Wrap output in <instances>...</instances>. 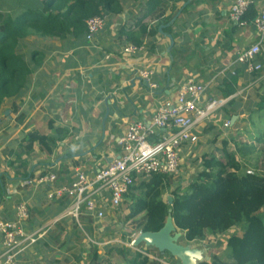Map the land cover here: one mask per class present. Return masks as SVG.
<instances>
[{"label": "crops", "instance_id": "crops-1", "mask_svg": "<svg viewBox=\"0 0 264 264\" xmlns=\"http://www.w3.org/2000/svg\"><path fill=\"white\" fill-rule=\"evenodd\" d=\"M119 1L121 11L106 17L104 29L92 43L85 37L39 40L43 57L30 78L28 89L0 110V174L5 173L14 180L10 182L8 177L5 189L15 192L11 196L0 193V221H15L17 206L25 203L30 208V218L22 227L27 235L40 233L35 243L25 244L26 248L17 257L18 264L59 261L55 257L60 256L56 229L51 228L58 221L63 224L71 221L61 218L65 212L60 210V205L49 202L47 186L20 188L21 175L30 171L31 180H35L55 174L58 186L71 185L78 170L92 179L122 155L117 142L125 136L128 126L136 122L149 124L158 105L174 100L184 82L209 86L201 106L222 100L226 80L232 77L226 70L234 64L240 50L259 40L253 22L240 26L231 22L230 11L237 0H163L168 10L172 7L180 10L173 24L176 37L159 32L156 37L144 40L143 51L128 55L124 50L131 43L125 32L146 15L151 0ZM248 1L259 15L264 0ZM154 21L148 17L145 23L152 26ZM262 51L264 61V44ZM146 70L154 72L158 90L150 91L138 79L137 73ZM236 70L237 93L223 99L226 104L216 113L221 134L231 130L224 128L225 122L233 124L239 120V102L248 105L244 97L256 86L261 85L257 89L260 95L264 91V73L254 79L243 68L236 67ZM234 101L238 102L237 108L230 104H235ZM210 121L215 124L212 116L199 125L198 134ZM58 128L67 130V137L56 146L49 142L47 145L35 143L34 151L23 157L22 163L26 166L21 167L16 153L25 150L27 135L52 138ZM195 147L183 149V161L187 151ZM2 255L0 236V258Z\"/></svg>", "mask_w": 264, "mask_h": 264}, {"label": "trees", "instance_id": "trees-1", "mask_svg": "<svg viewBox=\"0 0 264 264\" xmlns=\"http://www.w3.org/2000/svg\"><path fill=\"white\" fill-rule=\"evenodd\" d=\"M163 5V0L149 1L146 15L139 18L136 25L129 26L126 32L123 31L131 45L141 47L146 38L156 37L162 26H165V35L172 34L176 37L173 33L174 25H167L177 17L180 10L175 7L168 10ZM119 11V0H0V110L6 103L21 97L28 89L30 78L40 67V57H43L38 46L39 40L56 37L86 39L88 20L108 17ZM148 17L155 20L154 25H146L145 20ZM257 17L258 13L250 6L242 18V23L250 24ZM261 63L264 65L263 60ZM251 76L256 79L261 77V73ZM226 81L223 99L237 93L238 73ZM256 107L264 110L263 95H260ZM67 135L68 131L64 128L56 129L52 138L37 134L27 135L25 150L16 153V161L23 167V157L34 151L35 143L47 145L49 142L56 146ZM219 152L220 157L215 154L202 156V171L184 190L180 183L176 185L174 176L155 175L139 181L124 199L123 203L129 211L125 221L133 222L142 216V222L137 225L139 233L158 232L171 215L175 226L185 234L184 239L188 243L204 241L207 235H222L241 226L242 234H234L227 241V260L214 254L209 263L205 261L200 264H264V174H242V165L237 160L236 153L229 150L227 141H222ZM21 176L22 180L33 179L30 171ZM8 177L5 173L0 174L1 195L5 194ZM9 180L14 181L11 178ZM167 191L170 192L172 204L169 200L164 201ZM55 202L63 212L71 203L66 198ZM68 220L76 221L73 218ZM79 220L81 226H92L95 222L83 211ZM60 222L55 225L58 235L62 233L63 223L60 225ZM86 228L91 230L88 226ZM110 237L114 238L115 235L110 233ZM55 240L58 241L59 238ZM92 247L95 251L91 264H102L101 256L97 253L98 247ZM142 248L140 252L132 253L127 247L118 245L110 247L108 254H117L126 264H163L160 261L166 256L181 264L168 252L160 253L154 248ZM150 251L156 252L155 258L159 261L143 255L145 253L154 257ZM66 261L69 262L68 259Z\"/></svg>", "mask_w": 264, "mask_h": 264}, {"label": "built area", "instance_id": "built-area-1", "mask_svg": "<svg viewBox=\"0 0 264 264\" xmlns=\"http://www.w3.org/2000/svg\"><path fill=\"white\" fill-rule=\"evenodd\" d=\"M249 7L248 0H237L230 11L231 22L236 25L244 24L242 18ZM105 23L106 17L88 20L87 42L94 41L98 33L104 29ZM253 25L259 40L249 48L238 52L234 64L226 70L232 77L237 74L236 67L243 68L249 75L262 73L264 70V65L261 63L264 44V8ZM143 50V46L128 45L124 53L135 55ZM137 77L147 83L150 91L159 89L153 71H140ZM208 88V85L194 81L181 84L176 98L161 102L149 124L136 122L128 126L125 136L117 142L122 155L99 170L92 179L84 171L78 170L71 185L57 186V176L48 174L35 180H23L20 188L45 185L48 187L49 201L54 202L64 198L69 200L70 206L61 218H73L79 223L83 211L93 220L102 221L109 209L122 206L131 188L139 181L150 179L155 175L179 174L183 166V149L194 147L199 143L200 137L197 132L199 125L210 120L226 104V100L222 99L201 106ZM230 125V121H227L224 123V128L228 129ZM14 193V189L10 188L5 191L8 196ZM29 218L30 208L27 204L21 203L17 206L15 221H0L3 245L0 264H18L17 257L26 248L25 244H33L37 241L39 232L27 235L22 227ZM143 255L159 261L149 254L143 253ZM160 262L167 264L162 260Z\"/></svg>", "mask_w": 264, "mask_h": 264}, {"label": "rangeland", "instance_id": "rangeland-1", "mask_svg": "<svg viewBox=\"0 0 264 264\" xmlns=\"http://www.w3.org/2000/svg\"><path fill=\"white\" fill-rule=\"evenodd\" d=\"M263 73L264 70L261 75ZM256 87L244 97L248 105H244L242 101L239 102L240 117L233 124L230 121L231 125L229 130H231L229 132L218 133L219 120L216 118V113L213 115L215 124H210L213 122L210 121L204 128H201V133L199 132V134H201L202 139L204 137L200 141L202 143L195 145L196 147L193 150L187 151L179 174L174 176L176 185L180 183L179 185L182 190L187 188L189 182L202 171L203 165L201 158L204 154H215L220 157L219 149L222 148V141H227L229 143V150L236 153L237 160L242 165V174L247 172H254L260 175L264 174V110H259L256 107L260 97L259 90L257 89H260L261 85L258 88ZM261 95L264 96V91ZM234 102L235 104L232 103V106L237 108L238 102ZM169 198L170 192L167 191L164 194V201L169 200ZM126 207L123 203L117 209H109L102 221H95L92 226L82 224L85 227L83 229L77 226L79 225L78 222L72 220L68 224H62V233L58 235L56 230H54L56 224L52 226L51 230H54L56 238H59L57 245L60 249V256L55 257L60 260H57V262L60 264H91L95 251L92 245H95L96 248L98 247L97 253L101 256L102 264H126L117 254H108L110 247L118 245L124 246L130 249L132 253L140 252V249L145 247H135L133 245L134 239L140 234L137 225L142 222V216L133 222H126L125 218L129 215ZM61 223L64 222L62 221L59 224L61 225ZM86 226L90 227L91 230L87 229ZM67 228L68 232L65 233ZM110 233H113L115 237L111 238ZM181 233L183 237L180 240V244L199 249L202 252V260L204 262L208 261L209 263L214 254L221 256L223 260H227L229 255L227 241L234 234L241 235L242 227H234L227 233L218 236L207 235L204 241L194 243H188L184 239L185 234L183 232ZM131 240L133 241L131 242ZM150 252L156 257L155 251ZM58 253L56 252V254ZM52 261L55 260H51L52 264H57ZM163 261L169 264H177L175 259H171L168 256Z\"/></svg>", "mask_w": 264, "mask_h": 264}, {"label": "water", "instance_id": "water-1", "mask_svg": "<svg viewBox=\"0 0 264 264\" xmlns=\"http://www.w3.org/2000/svg\"><path fill=\"white\" fill-rule=\"evenodd\" d=\"M176 18L170 23V25L175 23ZM164 28L165 26L160 27V34H163ZM170 40L172 41V38H170ZM172 46L173 41L171 47ZM171 47L169 51L171 50ZM169 203L172 204L171 198H169ZM182 237L183 234L175 226L172 216L169 215L166 224L160 231L140 233L139 236L134 240V246L154 248L160 253L168 252L171 256L178 259L181 264H200L204 262L202 260V252L199 249L193 248L189 245L183 246L180 244Z\"/></svg>", "mask_w": 264, "mask_h": 264}]
</instances>
